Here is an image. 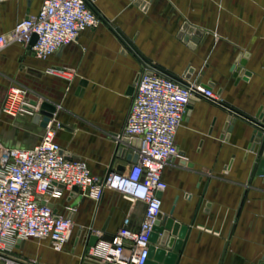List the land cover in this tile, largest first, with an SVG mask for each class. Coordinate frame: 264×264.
Listing matches in <instances>:
<instances>
[{"label":"crops","instance_id":"0c3cea01","mask_svg":"<svg viewBox=\"0 0 264 264\" xmlns=\"http://www.w3.org/2000/svg\"><path fill=\"white\" fill-rule=\"evenodd\" d=\"M41 4L0 2V35L35 15ZM93 6L100 26L82 31L75 42L45 60L16 43L0 51L2 146L28 149L43 135L28 112L15 119L1 113L7 90L20 86L29 91L30 101L56 108L51 122L62 125L55 141L66 156L85 161L95 175L127 170L132 162L117 154V136L129 114L132 86L144 67L118 34L152 65L184 83L200 78L221 104L248 118H264V0H94ZM184 25L190 37L202 32L198 42L183 40ZM56 69L72 71V77L53 74ZM228 116L222 106L196 100L176 131L179 156L162 173L167 189L161 213L173 209L172 219L184 226L194 220L177 264L264 261V177H251L255 150L248 146L253 127L236 116L232 130L224 131ZM47 200L74 222V236L63 252L48 247L58 255L51 264H78L84 251L78 236L88 229L95 235H113L128 217L137 230L143 217L141 204L113 191H105L99 202L70 190Z\"/></svg>","mask_w":264,"mask_h":264},{"label":"built area","instance_id":"2783aa9c","mask_svg":"<svg viewBox=\"0 0 264 264\" xmlns=\"http://www.w3.org/2000/svg\"><path fill=\"white\" fill-rule=\"evenodd\" d=\"M9 0H0V2ZM94 0H42L35 15L18 21L8 35H0V51L8 43L27 49L36 59L45 60L75 42L84 30L96 29L102 20ZM35 43L30 46L33 38ZM71 78L72 71H51ZM132 103L118 143L129 141L127 150L137 161L127 170L95 175L83 160L66 159L55 141L60 123H50L38 143L28 149L0 144V264H37L15 255L17 241L40 240L61 253L71 237L73 219L58 213L48 197L60 198L64 190L77 189L82 197L99 202L105 191H113L143 206L137 230L128 217L112 235L111 242L99 241L83 254L78 264H145L149 237L162 212V193L167 189L162 173L168 162L179 156L175 135L191 102L221 101L208 85L182 83L156 70L143 68L132 86ZM30 103L29 91L11 86L1 105L10 119L21 116ZM132 145V146H131ZM63 187V188H61ZM95 235L91 229L78 236L81 242ZM101 236V235H98ZM264 264V261L255 263Z\"/></svg>","mask_w":264,"mask_h":264},{"label":"water","instance_id":"95a60500","mask_svg":"<svg viewBox=\"0 0 264 264\" xmlns=\"http://www.w3.org/2000/svg\"><path fill=\"white\" fill-rule=\"evenodd\" d=\"M27 18V16H26ZM187 30V25L182 27L181 36L184 41L191 40L192 42H198V39L202 36V32L194 31L193 36L190 37V34L185 33ZM118 34V32H116ZM190 33V32H189ZM122 43L128 48L130 52H132L138 60L142 63L143 67L147 70H156L162 75L182 82L178 78L168 74L164 70L152 65L147 60L141 58L139 53L136 51L133 46L124 38L118 34ZM36 41V37L33 38L30 46H32ZM241 70L237 68L236 72L239 73ZM191 73V71H189ZM248 75V74H247ZM186 79H189V75L186 76ZM197 83H200L201 80L198 78L196 80ZM184 83V82H182ZM225 110L228 111L229 116L227 117V123L224 127V131L228 129L232 130V125L236 122L237 117L240 116L246 120H248L253 127L252 134L250 136V144L248 146V150H255V162L252 168L251 177L256 174L257 176L264 177V118L263 115H258L256 119L248 118L246 116L241 115L236 112L229 106L225 104H220ZM25 110L32 116L31 123L41 127L43 130L47 127L50 121L53 119L56 108L47 103H37L35 101H30L28 106H25ZM129 141L127 139H123L121 142L117 144V154L126 156L128 161L135 163L137 161V154L132 152H127V145ZM66 159H75L73 157L66 156ZM63 188V187H61ZM73 192H77V189L74 188ZM202 202V200H201ZM210 207L209 204L206 205V209ZM207 212V210H205ZM173 209L170 210L168 215L160 213L157 216L155 224L152 229V233L149 237L150 247L148 250V257L145 264H177L179 259V254L182 252L188 237L191 232V228L194 224V220L191 221L189 226L181 225L177 222H174L172 219ZM99 241L103 242H111L112 235H90L88 240L82 241V245L87 252L91 247H94ZM20 241H17V247L20 245Z\"/></svg>","mask_w":264,"mask_h":264},{"label":"rangeland","instance_id":"374dc122","mask_svg":"<svg viewBox=\"0 0 264 264\" xmlns=\"http://www.w3.org/2000/svg\"><path fill=\"white\" fill-rule=\"evenodd\" d=\"M72 232L71 237L74 236ZM14 253L22 260L35 261L37 264H51L50 261L58 256L48 249L47 242L33 239L21 242Z\"/></svg>","mask_w":264,"mask_h":264}]
</instances>
